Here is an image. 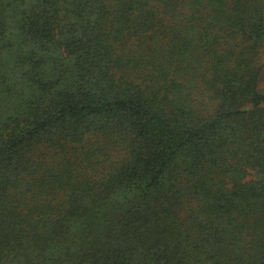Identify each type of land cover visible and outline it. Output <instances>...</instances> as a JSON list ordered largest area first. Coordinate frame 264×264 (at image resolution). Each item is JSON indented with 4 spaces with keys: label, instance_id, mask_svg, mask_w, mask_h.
Returning a JSON list of instances; mask_svg holds the SVG:
<instances>
[{
    "label": "trees",
    "instance_id": "16d2710c",
    "mask_svg": "<svg viewBox=\"0 0 264 264\" xmlns=\"http://www.w3.org/2000/svg\"><path fill=\"white\" fill-rule=\"evenodd\" d=\"M264 0H0V264H264Z\"/></svg>",
    "mask_w": 264,
    "mask_h": 264
},
{
    "label": "rangeland",
    "instance_id": "374dc122",
    "mask_svg": "<svg viewBox=\"0 0 264 264\" xmlns=\"http://www.w3.org/2000/svg\"><path fill=\"white\" fill-rule=\"evenodd\" d=\"M259 88H261V90H263L264 92V69L262 70V73L259 78Z\"/></svg>",
    "mask_w": 264,
    "mask_h": 264
}]
</instances>
